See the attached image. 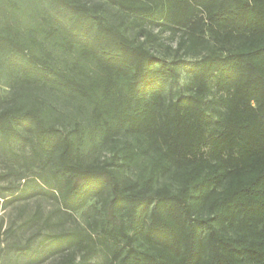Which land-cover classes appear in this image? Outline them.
<instances>
[{
    "label": "trees",
    "instance_id": "obj_1",
    "mask_svg": "<svg viewBox=\"0 0 264 264\" xmlns=\"http://www.w3.org/2000/svg\"><path fill=\"white\" fill-rule=\"evenodd\" d=\"M0 83V197L58 204L19 254L264 264V0H0Z\"/></svg>",
    "mask_w": 264,
    "mask_h": 264
},
{
    "label": "rangeland",
    "instance_id": "obj_2",
    "mask_svg": "<svg viewBox=\"0 0 264 264\" xmlns=\"http://www.w3.org/2000/svg\"><path fill=\"white\" fill-rule=\"evenodd\" d=\"M10 96L9 89L0 83V98L9 99ZM4 168V163L0 160V171H4ZM12 183L17 185L20 181L11 177L1 182V185ZM9 198L10 195L6 199L0 197V264H56L57 256L43 258L45 252H42L36 261H32V256L26 253L19 254L11 244L17 241L21 244L29 243L34 250L42 249L41 241L44 234L49 231L45 219L47 217L56 219L57 202L43 195L13 202H9ZM37 212H40L38 217ZM75 216L81 220L80 212Z\"/></svg>",
    "mask_w": 264,
    "mask_h": 264
}]
</instances>
